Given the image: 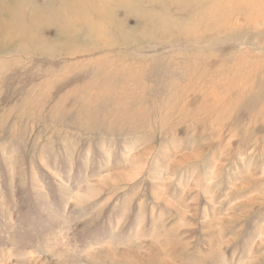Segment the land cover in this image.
Returning a JSON list of instances; mask_svg holds the SVG:
<instances>
[{
	"label": "rangeland",
	"instance_id": "rangeland-1",
	"mask_svg": "<svg viewBox=\"0 0 264 264\" xmlns=\"http://www.w3.org/2000/svg\"><path fill=\"white\" fill-rule=\"evenodd\" d=\"M118 1L0 0V264H264V22Z\"/></svg>",
	"mask_w": 264,
	"mask_h": 264
},
{
	"label": "bare ground",
	"instance_id": "bare-ground-1",
	"mask_svg": "<svg viewBox=\"0 0 264 264\" xmlns=\"http://www.w3.org/2000/svg\"><path fill=\"white\" fill-rule=\"evenodd\" d=\"M73 1V0H72ZM118 0H116V2H117ZM121 1V0H120ZM127 1V0H126ZM177 1H181V0H177ZM205 1H209V0H182V3H189V5H190V3H201V5L200 6H202V3H204ZM119 2V1H118ZM128 3V2H127ZM127 3L125 2V4L127 5ZM173 4H174V2H172ZM171 3V4H172ZM240 3H243L244 4V6H245V11L248 13V15H249V17L248 18H243L242 20L244 21V24H246V23H252V24H254V23H259V22H264V0H210V2L208 3V5H207V9H206V11H207V16L206 17H209V16H211L212 14H216L215 16H219V15H221V17L223 18V21L222 22H231L232 21V17H233V15H234V13H231L232 11H235L236 9H232L231 10V8H232V6L233 5H238V4H240ZM66 4H68L67 3V1H66ZM65 4V5H66ZM89 4V3H88ZM87 4V5H88ZM124 4V5H125ZM71 5V4H70ZM81 5V4H80ZM119 5V4H118ZM175 5V4H174ZM195 5V4H194ZM122 6V5H121ZM186 6V5H185ZM192 6V5H191ZM12 7V6H11ZM20 7V6H19ZM96 7H99V6H97L96 5ZM107 7H110V6H107ZM118 6L116 5V7L115 8H117ZM120 7V6H119ZM118 7V8H119ZM50 8V7H49ZM65 8V7H64ZM81 8V7H80ZM125 8V7H124ZM192 8V7H191ZM195 8H197V7H195ZM109 9V8H108ZM123 9V8H122ZM160 9V8H159ZM20 10V9H19ZM51 10V9H50ZM56 10H58V9H56ZM60 10V9H59ZM115 10V9H114ZM30 11V10H29ZM84 11V10H83ZM106 11H107V9H106ZM111 11H112V9H111ZM31 12V11H30ZM34 12V11H33ZM61 12V11H60ZM94 13H98V14H102V11L101 10H99V9H97V8H95V11H93ZM104 12V11H103ZM114 12V11H113ZM116 12H117V10H116ZM120 12V11H119ZM204 12V11H203ZM18 13V12H17ZM29 13V12H28ZM67 13V12H66ZM82 13V12H81ZM10 14H11V11H10ZM68 14V13H67ZM83 14V13H82ZM85 14V13H84ZM83 14V15H84ZM87 14V13H86ZM85 14V15H86ZM98 14H97V16H98ZM111 14H112V12H111ZM20 15V14H19ZM29 15V14H28ZM27 15V16H28ZM55 15V14H54ZM64 15V14H63ZM79 15H80V13H79ZM103 15H104V13H103ZM113 15V14H112ZM112 15H111V17H112ZM57 16V15H56ZM14 17V16H13ZM86 17V16H85ZM204 17V16H203ZM205 17V18H206ZM251 17V19H249ZM41 18V17H40ZM204 18V19H205ZM207 19V18H206ZM29 20V19H28ZM30 20H31V18H30ZM68 20V19H67ZM71 20V19H70ZM78 20V19H77ZM85 20V19H84ZM90 20V19H89ZM33 21V20H32ZM82 21V20H81ZM86 21V20H85ZM105 21V20H104ZM38 22V21H37ZM62 22V21H61ZM64 22V21H63ZM87 22V21H86ZM94 22V21H93ZM33 23V22H32ZM39 23V22H38ZM41 23V22H40ZM54 23H55V21H54ZM67 23V22H66ZM78 23V22H77ZM88 23V22H87ZM111 23V22H110ZM215 23H216V25L217 26H222V24H221V22L220 21H215ZM42 24V23H41ZM57 24V23H56ZM63 24V23H62ZM90 24V23H89ZM96 24V23H95ZM67 25V24H66ZM74 25V24H73ZM91 25V24H90ZM92 25H93V23H92ZM91 25V26H92ZM96 25H98V23L96 24ZM96 25H94V26H96ZM107 25H108V23H107ZM258 25H260V24H258ZM28 26H30V25H28ZM32 26V25H31ZM33 26H36L35 24L33 25ZM82 26V25H81ZM121 26V25H120ZM64 27H65V25H64ZM69 27V26H68ZM72 26H70V28H71ZM78 27H79V25H78ZM84 27V26H83ZM89 27V26H88ZM10 28H11V26H10ZM57 28V27H56ZM80 28V27H79ZM90 28V27H89ZM94 28V27H93ZM91 29V31H93L94 30V32L95 33H97L96 31L97 30H95V28L94 29ZM15 29H18V28H15ZM22 29V28H21ZM61 29V28H60ZM8 30V29H7ZM90 30V29H89ZM99 30V29H98ZM110 30V29H109ZM24 31V30H23ZM68 31V30H67ZM74 31H75V29H74ZM113 31V30H112ZM6 32V31H5ZM9 32V31H8ZM7 32V33H8ZM87 32V31H86ZM104 32H105V30H104ZM65 33V32H64ZM72 33V32H71ZM106 33H107V31H106ZM99 34V33H98ZM19 35V34H18ZM31 35H33V34H31ZM108 35H109V33H108ZM98 36V35H97ZM102 36V35H101ZM103 36H104V34H103ZM4 37H5V35H4ZM14 37V36H13ZM92 37V36H91ZM99 37V36H98ZM97 37V38H98ZM11 38V37H10ZM23 38V37H22ZM32 38H34L33 36H32ZM101 38V37H100ZM105 39V37H102V39ZM1 39H3V38H1ZM24 39V38H23ZM116 39V38H115ZM4 40V39H3ZM35 41H39L38 39L37 40H35ZM29 42V41H28ZM40 42H41V40H40ZM65 42V41H64ZM107 42V41H106ZM30 43H32V42H30ZM31 45V44H30ZM69 45V44H68ZM67 45V46H68ZM241 61H243V59L241 60ZM240 64V63H239ZM238 64V65H239ZM240 66V65H239ZM242 67V66H241Z\"/></svg>",
	"mask_w": 264,
	"mask_h": 264
}]
</instances>
